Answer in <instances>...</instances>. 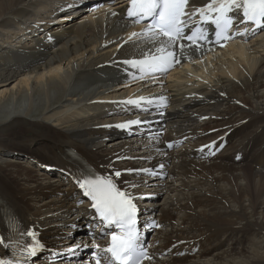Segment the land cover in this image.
I'll list each match as a JSON object with an SVG mask.
<instances>
[{
  "label": "bare ground",
  "instance_id": "bare-ground-1",
  "mask_svg": "<svg viewBox=\"0 0 264 264\" xmlns=\"http://www.w3.org/2000/svg\"><path fill=\"white\" fill-rule=\"evenodd\" d=\"M72 1L0 0V85L18 79L0 87V238L9 245L3 223L11 212L21 232L53 242L48 256L52 249L60 251L56 240L87 208L75 183L79 170L107 176L138 170L157 156L156 137L121 141L109 128L118 119L113 99L139 87L116 86L108 64L140 51L136 38L128 39L140 27L119 20L125 8L119 0L82 10L65 25L54 22L64 3L90 7L102 0ZM224 50L197 61L193 55L184 68L159 80L165 86L154 88L177 102L167 117L173 131L192 137L180 151L162 157L164 163L173 161L167 181L150 183L160 202L145 210L165 224L155 233L163 243L150 264H264V169L252 167L264 168V33ZM228 131L224 149L208 164L189 158L198 145ZM129 183L138 185L132 188L136 192L142 181L135 175L118 179L122 188ZM197 244L200 249L191 256L163 255L169 247ZM8 250L0 246V258Z\"/></svg>",
  "mask_w": 264,
  "mask_h": 264
},
{
  "label": "snow or ice",
  "instance_id": "snow-or-ice-1",
  "mask_svg": "<svg viewBox=\"0 0 264 264\" xmlns=\"http://www.w3.org/2000/svg\"><path fill=\"white\" fill-rule=\"evenodd\" d=\"M112 15L117 13L113 12ZM126 15L134 23L148 21L141 32L130 33L128 39H140L143 44L151 47H148L147 51H141V59L123 61L125 65L139 73V76L135 72L132 73V78L139 80L146 77L155 79L156 74H166L182 60H192L194 54L203 55L205 44L223 48L234 36H244L249 32L255 35L259 30H264V0H207L199 6L197 0H130ZM241 24H251L253 27L234 31ZM159 100L161 103L166 102L165 97H160ZM152 102L140 97L122 103L141 106L142 103ZM141 123L143 121L139 119L130 120L116 127L128 128ZM172 146L171 143L168 144L169 148ZM222 146L213 141L210 145L202 146L199 151ZM210 154L214 155L215 152L210 151ZM73 155L76 156V153L73 152ZM163 167L161 164L160 168ZM125 171L135 172L136 175L141 173L157 175L149 168ZM121 175L120 170L104 176L96 174L90 168H84L79 170L75 177L76 185L83 197L89 199L90 206L94 209V218L101 226L98 235L109 237L106 246L93 245L94 264H144L145 261L152 260L145 246L141 228L151 229L160 225L154 220L140 224V210L136 200L144 197L136 196L128 189L122 190L118 186ZM136 187L138 185L134 183L128 184V188ZM19 234L27 235L32 242L22 246H19V241L13 242L18 245L17 251L13 253L15 258H0V264H29V260L37 257L45 247L37 239L34 231L28 230ZM0 246H9L5 238H0ZM83 246L88 247L87 244ZM76 247L79 248L81 245L77 244Z\"/></svg>",
  "mask_w": 264,
  "mask_h": 264
},
{
  "label": "rangeland",
  "instance_id": "rangeland-1",
  "mask_svg": "<svg viewBox=\"0 0 264 264\" xmlns=\"http://www.w3.org/2000/svg\"><path fill=\"white\" fill-rule=\"evenodd\" d=\"M17 81H18V79H14V80H10L8 83H6V84H4V85H0V87H4V86H11V85H14V84H16L17 83ZM221 108H223V105H222V107ZM10 159V158H9ZM257 241H259V242H262L263 241V239L262 238H258L257 237V239H256ZM264 246V244L262 243V244H260V247H263ZM244 248H247V243H245V246H243ZM238 248H241V247H239V246H237V247H235L234 248V250L235 249H238ZM222 250H225V248H223Z\"/></svg>",
  "mask_w": 264,
  "mask_h": 264
}]
</instances>
